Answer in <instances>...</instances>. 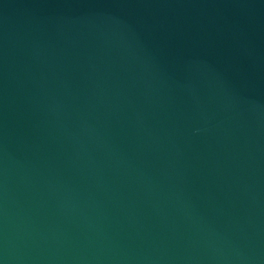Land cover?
I'll return each instance as SVG.
<instances>
[{
  "label": "water",
  "instance_id": "1",
  "mask_svg": "<svg viewBox=\"0 0 264 264\" xmlns=\"http://www.w3.org/2000/svg\"><path fill=\"white\" fill-rule=\"evenodd\" d=\"M0 264H264V0H0Z\"/></svg>",
  "mask_w": 264,
  "mask_h": 264
}]
</instances>
